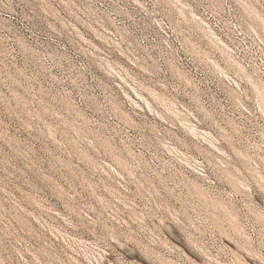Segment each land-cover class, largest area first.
<instances>
[{"label":"rangeland","instance_id":"374dc122","mask_svg":"<svg viewBox=\"0 0 264 264\" xmlns=\"http://www.w3.org/2000/svg\"><path fill=\"white\" fill-rule=\"evenodd\" d=\"M0 264H264V0H0Z\"/></svg>","mask_w":264,"mask_h":264}]
</instances>
